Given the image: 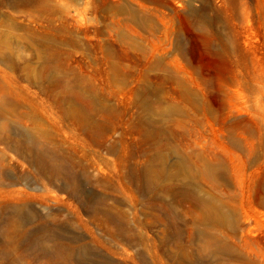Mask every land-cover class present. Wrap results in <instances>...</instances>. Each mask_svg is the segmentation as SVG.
Segmentation results:
<instances>
[{"label": "rangeland", "instance_id": "1", "mask_svg": "<svg viewBox=\"0 0 264 264\" xmlns=\"http://www.w3.org/2000/svg\"><path fill=\"white\" fill-rule=\"evenodd\" d=\"M11 25L0 264H264V0H0V35ZM39 130L63 166L19 144ZM203 159L221 174L193 173ZM202 193L239 218L218 229L232 249L196 252ZM35 235L60 254L29 253Z\"/></svg>", "mask_w": 264, "mask_h": 264}, {"label": "bare ground", "instance_id": "2", "mask_svg": "<svg viewBox=\"0 0 264 264\" xmlns=\"http://www.w3.org/2000/svg\"><path fill=\"white\" fill-rule=\"evenodd\" d=\"M23 1L27 2L28 0H23ZM14 34H15V27L11 25L6 31H4L0 35V57H3L5 63L9 67H14L16 64L15 60H12L9 58L15 52V49L11 45H9L8 39L6 40V38L14 37L15 36ZM1 36H4V37L1 38ZM48 65L51 68L57 67L56 62H54V58H51L48 61ZM174 110H175L174 106H169L165 109V112L167 111L172 112ZM86 120L87 119L84 118L83 123H87ZM89 126L99 128L100 130L97 132L99 134L101 133V136L105 135L107 130L110 129L108 125L101 123V122H97V121H91ZM3 129H4L3 124L0 123V131H2ZM39 132H40V137L34 131L24 132L21 135L19 144L21 142H25L27 147L35 155V158L38 163H48L52 167H55V168L58 166H63V163L59 162L60 160L59 161L56 160V155L50 151L49 147H47L46 144L41 141V138L45 134V132L43 130H39ZM240 143L241 142L239 140L235 141V144L237 146H239ZM17 147H18V143L14 144V148L16 149ZM108 148L112 149L111 146H109ZM158 159H162V154L156 153V147H155V150L150 154L148 161L145 162L143 166H141L142 175L146 178L149 184L156 185V173L160 175L163 172L162 166L161 167L157 166L156 168V160ZM209 161L208 159L201 160L200 168L193 173H199L207 178L218 177V174H221V170H222L221 165L214 164ZM0 163H1V159H0ZM176 165H177V169L179 172L188 170L191 167L188 159L183 156L178 157ZM0 177H1V170H0ZM190 181L191 180L189 179L188 182ZM196 197H197V202L202 208V215H201V218L198 224L196 223L197 226L195 230V233L197 235L196 248H195L196 252L198 254L204 255V254L213 253V252L230 250L231 246L226 242V240H224L221 236H219L218 229L222 227H227L231 229L232 231H236L240 226L239 218L231 214V212H229V210L223 205V203L214 194L202 193ZM163 204L166 205L164 208H162ZM13 211H15V209ZM159 211H163L164 213L171 212V206H168L166 203H164V199L162 200V197H161V205L159 207ZM170 222H172L171 218H170ZM32 245L33 246L29 247L30 248L29 253H34L38 251L40 254L48 253V254L53 255L54 257L60 254V244L57 242H54L51 246L48 247L45 244L44 239L41 235H37V236L35 235V237L33 238Z\"/></svg>", "mask_w": 264, "mask_h": 264}]
</instances>
